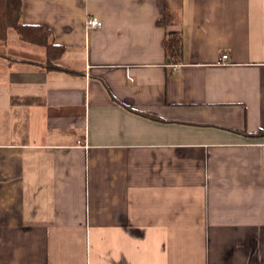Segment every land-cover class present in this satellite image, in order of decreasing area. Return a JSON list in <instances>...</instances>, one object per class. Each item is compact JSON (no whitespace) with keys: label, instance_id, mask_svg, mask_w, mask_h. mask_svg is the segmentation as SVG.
<instances>
[{"label":"crops","instance_id":"crops-1","mask_svg":"<svg viewBox=\"0 0 264 264\" xmlns=\"http://www.w3.org/2000/svg\"><path fill=\"white\" fill-rule=\"evenodd\" d=\"M22 3L65 52L0 45V264H264V0Z\"/></svg>","mask_w":264,"mask_h":264},{"label":"trees","instance_id":"trees-1","mask_svg":"<svg viewBox=\"0 0 264 264\" xmlns=\"http://www.w3.org/2000/svg\"><path fill=\"white\" fill-rule=\"evenodd\" d=\"M22 0H0V45L15 29L25 42L41 45L46 48L49 69L55 68L56 62L63 56L65 48L50 42L51 32L42 26H30L21 23ZM167 51L173 62H179L182 55V40L178 34H171L166 41Z\"/></svg>","mask_w":264,"mask_h":264},{"label":"built area","instance_id":"built-area-1","mask_svg":"<svg viewBox=\"0 0 264 264\" xmlns=\"http://www.w3.org/2000/svg\"><path fill=\"white\" fill-rule=\"evenodd\" d=\"M103 26V23L102 21H100L98 18L96 17H89L86 21V28L88 30H91V29H97V28H101ZM228 55L227 54H224L222 57H221V61H226L228 59Z\"/></svg>","mask_w":264,"mask_h":264}]
</instances>
